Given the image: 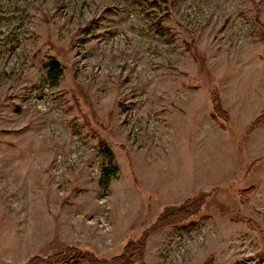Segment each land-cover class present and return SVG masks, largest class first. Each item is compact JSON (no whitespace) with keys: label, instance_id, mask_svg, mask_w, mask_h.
Here are the masks:
<instances>
[{"label":"rangeland","instance_id":"obj_1","mask_svg":"<svg viewBox=\"0 0 264 264\" xmlns=\"http://www.w3.org/2000/svg\"><path fill=\"white\" fill-rule=\"evenodd\" d=\"M263 53L264 0H0V264H264Z\"/></svg>","mask_w":264,"mask_h":264},{"label":"trees","instance_id":"obj_2","mask_svg":"<svg viewBox=\"0 0 264 264\" xmlns=\"http://www.w3.org/2000/svg\"><path fill=\"white\" fill-rule=\"evenodd\" d=\"M264 56V53H263ZM48 76L54 83H57L63 74V69L58 60L51 58L47 63ZM212 103V115L217 121L223 125H228L230 122V116L227 109L223 106L222 99L220 97L219 89H214L210 92ZM264 123V104L258 117L254 119L250 124V129L253 131ZM179 209L178 220L184 216H180L185 213ZM163 217H160L159 221H163ZM163 225L160 222L156 226L146 230L142 237L137 240H129L121 249V251L112 257H106L97 254L96 252L83 248L77 245H67L63 249L55 252V254L48 255L47 257L36 255L31 258L26 264H133L141 259L143 256V250L146 245V239L149 232Z\"/></svg>","mask_w":264,"mask_h":264}]
</instances>
